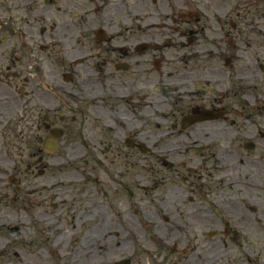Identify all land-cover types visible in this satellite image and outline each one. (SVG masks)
Returning <instances> with one entry per match:
<instances>
[{"label": "flooded vegetation", "instance_id": "1", "mask_svg": "<svg viewBox=\"0 0 264 264\" xmlns=\"http://www.w3.org/2000/svg\"><path fill=\"white\" fill-rule=\"evenodd\" d=\"M263 93L264 0H0V172L24 190L29 123L35 166L60 149L52 164H83L84 217L97 229L99 209L118 227L144 205L153 146L172 138L153 129L187 132L154 151L159 162L185 157V180L217 172L226 187L228 130L241 137Z\"/></svg>", "mask_w": 264, "mask_h": 264}, {"label": "rangeland", "instance_id": "2", "mask_svg": "<svg viewBox=\"0 0 264 264\" xmlns=\"http://www.w3.org/2000/svg\"><path fill=\"white\" fill-rule=\"evenodd\" d=\"M250 102L259 104L261 109L251 113L248 120L242 121L241 128L246 131L241 130V137L238 139V126L228 130L232 138L230 143H233V160L228 163L230 169L226 172L225 179H236V187L232 190L222 187V176L217 172L195 180L196 184L191 178L185 180L189 175L181 164L185 157L181 161L171 158L169 161L159 162L154 151L180 144L182 138H187V132L178 129H153V140L158 133L172 138L153 146V157L147 163L150 170L145 173L146 180L139 182L137 198L146 209L133 213L136 216L135 222L126 226L136 236L126 232L125 238V233L123 235L114 223L113 216L99 209L95 219L101 221L100 229L104 235H109L103 237L98 246L90 242L96 232L89 229L93 224L80 221V215L84 213L83 164L59 161L52 164L54 158L62 153L60 149L55 155L48 156L44 165L35 166L37 159L32 154L36 150L37 141L31 139L34 130L26 122L24 190L17 192L16 185L11 182L13 170L0 172V215L5 214L0 220H8L5 225L0 226V248L3 249L0 264H35L33 257L38 251L53 264L50 246L68 230L77 231L68 238H88L91 243V252L87 254L85 250L82 255L85 263H94L95 254L99 252L100 264H114L112 262L124 258L130 264H156V256L160 260L159 264H209L210 261V264H264V93L251 97ZM180 134L182 138H177ZM248 140L256 143L255 150L244 148V143ZM29 164L34 166L32 171H27ZM170 165L174 168H169ZM44 168L46 174L42 173ZM15 173L22 176L20 170ZM54 176H58L57 181ZM69 178L74 182H63ZM49 180L55 181L52 184H59L49 185ZM157 183L159 184L153 189ZM47 184L50 187L45 190ZM31 186H39V190L28 194L27 189ZM145 187L149 188L148 192L144 190ZM61 188H64L63 192ZM223 195L229 202L226 209H217L211 203L208 204L209 197L221 198ZM153 197L175 198L171 202L173 207L163 211L157 203L159 200ZM54 202L57 203L56 207ZM128 213L132 214V211L129 210ZM35 215L42 221L36 220ZM50 219L54 225L48 222ZM19 221L23 222L22 226L15 231L14 225ZM154 232H158V236ZM213 232L216 233L211 236ZM44 242L48 244L44 246ZM64 244L67 245L65 254L68 256V250H71L69 241ZM99 247L102 248L96 252ZM190 248H196L197 252H190ZM201 253L206 260H200Z\"/></svg>", "mask_w": 264, "mask_h": 264}, {"label": "bare ground", "instance_id": "3", "mask_svg": "<svg viewBox=\"0 0 264 264\" xmlns=\"http://www.w3.org/2000/svg\"><path fill=\"white\" fill-rule=\"evenodd\" d=\"M164 153H167L166 151H163ZM34 187V186H31ZM8 213V212H7ZM264 214V211L262 212ZM5 214L0 215V217H4ZM14 218H16L14 216ZM36 220L38 221H42L40 219L39 216L35 215ZM249 218V217H247ZM80 221L83 222L85 221L84 216L80 215ZM8 222V220H0V226L5 225ZM22 221H19V223H15V231L20 230V227L22 226ZM93 230H96V227L93 228ZM77 231H70L68 230V232H64L63 234H61L59 236V238H57L55 244H53L52 246H50V255H51V260L53 262V264H87L85 263V260L82 259V255L85 252V250H87V254L91 252V243H93L95 246H98V242L100 241L101 238H103L104 232L102 229H97L95 234L92 235L90 242L88 240V238H77L75 240V238H68L70 236V234H76ZM154 234H156V236H158V232H154ZM105 235H108V233H105ZM131 236H136V233H131ZM156 240V239H155ZM70 241V253L68 256H65L64 251L62 246L59 247L60 244H62L63 246H65L66 244H64V242ZM43 243V242H42ZM45 244L47 245V242H44V246ZM140 244V241H138V245ZM140 246V245H139ZM59 247V249H57ZM2 250V251H1ZM194 252H197L196 248L192 249ZM3 252V249L0 248V253ZM100 253L97 252L95 254V260L94 263L93 262H89L91 264H100L99 263V256ZM17 256V255H16ZM19 256V255H18ZM82 259V261H81ZM200 260H206L205 255L201 253L200 256ZM214 261V260H213ZM33 262L35 264H50L45 258L42 257V254L40 251H38L34 257H33ZM155 263L158 264L159 261L156 259ZM3 264V263H1Z\"/></svg>", "mask_w": 264, "mask_h": 264}]
</instances>
